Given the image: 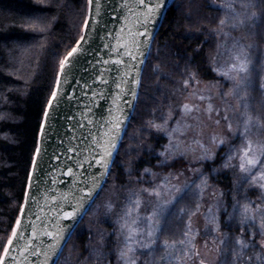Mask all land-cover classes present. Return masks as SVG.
Listing matches in <instances>:
<instances>
[{
    "label": "snow or ice",
    "instance_id": "1",
    "mask_svg": "<svg viewBox=\"0 0 264 264\" xmlns=\"http://www.w3.org/2000/svg\"><path fill=\"white\" fill-rule=\"evenodd\" d=\"M138 5L143 9V24L145 25L144 32L139 33L141 36H145L148 32L147 24L153 20L154 17L158 15L160 10L167 6V0H137ZM235 0H226L223 5L224 8L230 10L229 19L232 21L231 28H236L242 26L246 21H251L252 24L256 23L257 13L253 12L247 17H241L239 13L235 12L234 8ZM89 5V15L90 17L100 14V3L99 0H88ZM93 5L95 8L93 9ZM136 5H130L129 0H119L113 11L127 9L129 12H133V8ZM248 7H255V4L248 0L246 3H241V8L246 10ZM137 15L139 19L140 13H133ZM96 23H99L96 21ZM93 21L91 19H86L84 21V27L86 30H91ZM221 26V32L227 36L228 33L224 32V28L228 26V19H221L219 21ZM81 41L87 43V37L81 36L80 41H77V47H73L71 51L68 52L67 56L60 61V71L67 77L71 75L72 69L76 66L79 58L81 56L90 55V53L83 47ZM132 44L136 51H127V56L131 61H136L134 64H129L125 60L120 59L115 61L116 64L125 65L127 70L121 74V78L118 82H115L117 89H120L122 97H130V99L124 100L123 103L126 107L132 111L135 110V101L138 99V88L140 84V75L142 65L147 58L148 50L150 49V39L146 38L143 42H138L133 38ZM104 47H109L105 44ZM127 49V45L124 46ZM235 47V45L233 46ZM138 53V55H137ZM71 58V59H70ZM234 62L229 65L227 70L218 69V74L222 75L224 78L233 81V89L238 93V90L242 83L247 79L245 76L242 79H238L240 73L248 72V62L246 60H240L239 54L233 55ZM93 69L95 64L92 61H86ZM104 64H108L109 61H103ZM117 72L120 69L117 68ZM235 72L237 75H232ZM104 72H100L97 78H102ZM195 80V76L192 77ZM103 84H107V79H101ZM61 83L60 77H57V87L59 88ZM185 85H188V80H185ZM199 83V81H196ZM259 87L264 90V82H262ZM232 94L223 93L222 95L227 96ZM93 95H98V93H93ZM102 97V94H99ZM53 99H57V92L53 91ZM199 100L204 101L205 96L199 95L197 97ZM71 99V97H69ZM211 99V97H207ZM115 102V101H114ZM49 107L53 106V101L49 100ZM247 107L246 105L244 106ZM182 113L185 116H189L193 111H200V108L196 104L185 103L182 105ZM208 112H212L213 108L211 103H209ZM234 112L239 111V105L233 110ZM117 112L119 114L112 115L111 110H109V115L111 119L104 120L102 126L107 128L104 132V137L102 142L98 141L93 137V143L95 149L99 151H93L91 154L92 159L88 161L85 158V162L88 166L96 167L97 172L91 175L90 182L87 179L76 180L74 183L77 185H83L78 187L77 193L72 195V199L75 200V205L71 206L70 211H64L62 217H57V227L54 231L45 230L42 235L47 236L51 243L48 244V251L42 252L41 249L37 248L36 245L32 243L31 240L27 242V246L23 249L24 252L31 251L32 255L42 254L45 257V264H48L49 260H52L54 256L62 250V244L67 243L68 239H71L72 231L75 228L77 219L82 216L83 211L91 201H93L94 196L102 189L106 178L111 172V166L114 163L115 156L119 154V145L123 140L124 133L126 132L129 112H125L123 107H118ZM217 114L219 112L217 111ZM242 116V128H238L233 132V126L231 123V118L225 111L222 119L227 124L228 132L233 134L234 138H238L242 141L238 148L233 146L229 147L228 152H226L221 157V168L226 170L238 169L240 174V183L236 186L237 192H239L243 185L246 183L249 188L259 189L261 191V196L259 199L264 202V141L254 142L249 138V133L253 126L261 127V118L253 117L246 111L241 112ZM46 121L50 120V114L47 110L44 112ZM162 123H156L155 121H148V125L156 129L158 132H164L168 138V144L163 146V150L157 153L160 160V166L167 165V162L174 158L177 153L184 155L187 151H195L190 148V145H186L181 149V145L184 143L183 137L187 135V131L192 127L190 124L181 123L180 120L176 121L175 126L169 127V121L172 120V112L170 111L166 116L160 117ZM255 120V125L253 121ZM92 121H89L91 123ZM217 124L220 123L219 120L216 121ZM83 127V125H80ZM41 135H45V125L40 126ZM211 142L219 147L224 145L227 141L226 138H217V136L210 137ZM192 143L198 144L201 148V154L195 156L194 160L200 161H214L216 159L217 153L214 150L206 148L200 140H193ZM72 149H69L71 151ZM152 152V149H149ZM35 156L32 158V168L33 172L38 170L39 164L37 157L42 155V149L39 144L35 149ZM83 163L79 167H83ZM194 174L197 175L199 183L195 184V191L193 195L197 197V201H203L205 199V193L211 188L208 182V177L204 175L201 169L195 168L190 169ZM213 173L217 169L212 170ZM33 172L28 175L29 187L36 186V181L41 179L35 176ZM72 174V168H68L67 173ZM130 174V173H129ZM78 175L83 176V173ZM183 175V172H178L175 175L169 173L165 176H160L159 173L153 172L150 168L143 169L137 182L141 184H151V187H141L138 190H129V195L125 198L126 202L122 207V214L119 217V229L116 233L117 241L116 247L109 248L103 236L100 237L99 247L92 249V254L98 264H112L108 260V257L115 255V264H140V258L144 255L145 251L149 256L154 255L155 251L159 247H163L166 250V256L161 257V260H166L168 264H171L173 260H179L181 257L174 255V253H182L184 257H199L200 252L196 248V238L200 235V230L193 227L192 217L196 216L202 208V204L197 202L195 208L188 214L189 219L184 224V230L182 236L179 239H174L172 241L164 240L161 244L159 240V233L162 231L159 217L164 216L167 207L172 205L175 200L182 199L183 196L191 189V184L185 183L183 187H177L172 184V179L179 180V177ZM149 177L150 179H145ZM170 186V187H169ZM174 189L179 196H173L172 199H163L164 195ZM147 197L155 198L157 201L163 199V203L156 204L152 211L147 215H142L141 209L146 206V201L144 195ZM224 193L222 192H211V197L213 203L209 204L204 215L205 219V231L209 230L213 233L220 232L221 229V208H223L224 214H226L227 220L226 225L231 228L233 227L232 221H236L235 227L239 229L237 235L229 237L227 234L222 236L219 240V244L223 246V249L217 247V252L223 251L224 260L221 264H252L253 259H255L256 264H264V252L253 251L252 255H247L249 249H264V240L257 241L256 237L264 236V203H256L254 201L248 200L245 196L244 199L247 203L241 204L236 197H233V203L231 205V211H228L227 206L223 204L222 197ZM29 192H25V201L30 199ZM65 200L68 199L67 196L64 197ZM70 203V202H69ZM112 204L108 205L111 210ZM215 209V210H214ZM23 206L21 207V213H24ZM181 213L185 210L181 209ZM68 220L71 223L67 226H59L60 219ZM21 226V220H16V227L12 229L11 237L7 241V246L3 249V255H0V264H4V258L9 255L11 248L10 246L14 243V238H23V232H18L17 229ZM205 246H207V241H205ZM55 264V261H53ZM199 264H205L204 260H200Z\"/></svg>",
    "mask_w": 264,
    "mask_h": 264
},
{
    "label": "trees",
    "instance_id": "2",
    "mask_svg": "<svg viewBox=\"0 0 264 264\" xmlns=\"http://www.w3.org/2000/svg\"><path fill=\"white\" fill-rule=\"evenodd\" d=\"M211 1L214 6L210 7L205 0H201L206 4L205 8L209 9L207 12L220 10L217 7L219 4L215 5L219 0ZM176 3L177 0H174L166 10L151 42L135 107L142 93L145 94L142 88L145 81L143 76L150 60L153 62L159 57L170 61L178 59L189 64L201 82H207L203 85H207L224 80L217 70L229 67L234 62L233 55L238 53L235 40L223 37L218 39V54L209 61L206 52L207 41L204 40L202 31L188 27L183 12L185 10ZM87 5V0H0V255L23 203L43 112L53 93L60 61L80 38L87 15ZM243 43L239 41L241 47L245 48ZM199 95L205 96L203 91L196 96ZM186 103L199 104L196 100ZM195 114L197 118L204 119L201 113L195 111ZM132 117L133 114L129 118L127 128L132 122ZM125 136L126 132L123 139ZM164 140L163 134L153 132L147 140L148 151H143L133 162L134 174L139 177L145 168L160 174L175 171L185 173L186 170L193 173L187 180L191 189L182 199L175 200L174 205L164 213L166 216H163L161 224L163 230L166 231L170 223L176 228V221L171 219V215L179 211L175 206L178 201H194L192 198H196L193 195L195 184L192 182L197 183L199 179L190 169H201L208 177L213 191L224 193L223 204H230L233 196V171L219 168L223 148L214 146L211 149L217 153L214 161L197 162L193 157L178 154L169 160L167 165L160 166L162 158L157 156L156 150L160 144H166ZM149 149L153 151L150 152ZM117 158L118 155L115 156L111 171L115 170L117 182L121 184L127 179L122 167L116 164ZM214 168L217 169L215 173L212 171ZM241 195L251 201L264 203L259 199L258 189L245 188ZM175 196L179 194L175 193ZM234 229L236 233L238 230ZM221 231L223 233L225 229ZM89 235V231H84L78 237L83 251L89 244Z\"/></svg>",
    "mask_w": 264,
    "mask_h": 264
},
{
    "label": "rangeland",
    "instance_id": "3",
    "mask_svg": "<svg viewBox=\"0 0 264 264\" xmlns=\"http://www.w3.org/2000/svg\"><path fill=\"white\" fill-rule=\"evenodd\" d=\"M205 2H207L206 4H209L210 7L214 6L211 0H205ZM246 2H248V0H235V12L239 13L242 18L251 15L253 12L257 13L256 23L252 24L251 21H246L244 25L233 29L230 26L232 23L229 19L230 10L223 7L226 0H219L218 3H215L216 6L219 4L217 7H219L220 10L211 13H208L209 9L205 8L206 4L202 3L201 0H177L176 4L181 5L183 7L182 9L185 10L183 12L187 19L188 27L191 30L200 29V31H202L203 38L207 41L208 48L206 52L209 61L218 54V39L220 40L223 37H227L235 40V44H237L236 51L239 53L240 60H246L248 62V72L240 73L238 79H242L245 76L247 79L241 84L237 93L233 89V81L226 78L222 81H216L214 84L203 85L205 82H201L194 69L190 68L189 64L183 63L178 59L170 61L159 57L155 58L153 62L150 60L149 66L143 76L145 81L142 88L145 94L143 95L142 93L139 99L140 101L135 107L131 119L132 122L127 128L126 136L119 146V154L116 161V164L122 167L123 174L127 180L120 184L117 182L115 170L110 172L102 189L89 205V210L83 215L79 220V224L73 230L71 239L67 241V244L61 250L56 264H98L92 254V249L99 247L101 236L104 237L109 248L116 247V233L119 229V217L122 214V207L126 202L125 198L129 195V190H138L141 187L152 186L151 184H141L137 182L139 176L134 174L133 162L142 155L143 151H148L146 148L147 140L152 136L153 132H157L159 135L163 134L165 138L164 141H166L165 145L168 144L166 134L151 128L148 125V121L162 123L160 117L162 115L166 116L171 111L172 120L169 121V127L175 126L177 120H180L181 123L190 124L192 127L187 131V135L183 137L184 143L181 145V149L186 145H190V148L195 151L189 150L184 155L193 158L201 154L200 146L192 143L193 140H200L206 148L212 149L214 146L216 147V145L211 142L210 137L217 136L218 139L226 138L227 142L220 146L224 149L223 155L228 152L230 146L235 148L240 146L242 141L238 138H234L233 134L228 132L227 124L222 119L226 110L231 118L233 132L238 128H242V116L240 113L245 111L254 118L260 117L261 125H264V90L259 87V85L264 82V24H262L264 23V0H251V2L255 4V7H248L244 10L241 8V3ZM221 19H228V26L224 28V32L228 33L227 36L221 32V26L219 24ZM239 41H242V43L244 42L245 48L241 47ZM227 68L222 70H227ZM193 75L195 76V80L192 79ZM232 75H237V73L233 72ZM185 80L189 82L187 86L184 83ZM197 80L199 83H196ZM230 90H232V94L227 96L222 95L223 93H230ZM202 91L206 97V100L203 102L196 98V95L202 93ZM209 96L211 97L210 100L207 99ZM195 100L199 103L200 111L198 113L204 115V119L197 118L195 111L189 116H185L181 111L183 104L186 102L192 103ZM209 103L212 105V112L207 111ZM237 105H239V111L234 112L233 110ZM245 105L247 106L246 108L244 107ZM217 111L219 114H217ZM217 120L220 121L219 124L216 123ZM253 124L255 125V120ZM249 138L254 142L264 141V126H253L249 133ZM163 146L164 144L162 146L160 144L156 151L159 153L163 150ZM178 154L180 153H177L175 156ZM219 168H221V162ZM231 171H233L234 184L231 190L233 195L232 200L230 204L227 205L228 211H231L233 197H236L241 204L248 202L244 199V196L241 195V191L249 186L245 183L243 188L237 192L236 186L240 183V174L238 169ZM176 173L178 172L175 171L172 174L175 175ZM159 175L165 176L168 175V173H159ZM191 175H193V173L186 170L185 173L183 172V175L179 177V180L172 179L171 183L182 188L183 185L187 183V180L190 179ZM145 179L147 180L150 178L145 177ZM197 183H199V180ZM258 191L261 196V191L259 189ZM211 192H213L212 187L206 191L203 201H197V197L192 198L194 201H178L175 206L178 207L179 211L171 215V219L176 221V228L171 226L172 224L169 222L171 224L168 223L169 227L167 228L169 229L166 228L165 231L162 228V231H160L159 240L161 244L164 240L172 241L181 238L184 224L188 221V214L195 208L197 202L202 204L200 212L192 217L193 227L200 230V235L196 238V248L199 250L200 256L189 258L184 257L182 253L176 252L174 255H178L181 258L179 260H173L171 264H199L201 259L204 260L205 264H221L224 260L223 251L217 252V247L223 249V246L219 244V240L225 234L229 237L237 235L239 229L235 227L236 221L231 222L233 224L231 228L226 225L225 221L227 217L223 212V208H221L220 232H211L210 226L209 230L205 231L206 222L203 214H206L209 204L213 203ZM175 193V190L171 189L164 195L163 199H172ZM144 199L147 203L146 206L141 209L142 215H147L151 212L156 204L163 203V199L157 201L155 198L147 197L146 194L144 195ZM248 200L251 199L248 198ZM258 200L257 198V201ZM109 204L113 205L111 210L108 208ZM172 205H174V202ZM170 206L167 207V210ZM181 209H184L185 212L181 213ZM164 216L166 215L164 214ZM163 218V216L159 217L160 224H162ZM168 221H170V217ZM234 228L238 230L236 233ZM222 229H225L223 233L221 231ZM84 231H89L90 235L88 240L89 244L83 251L78 242V237ZM256 239L257 241L264 240V236L258 235ZM205 241H207V246H205ZM253 251L264 252V249H249L247 255H252ZM163 256H166V250L163 249V247L157 248L152 256H149L147 251H145L144 255L140 258V264H168L166 260L160 259ZM108 260L111 261L112 264H115V255L108 257ZM252 264H256L255 259H253Z\"/></svg>",
    "mask_w": 264,
    "mask_h": 264
},
{
    "label": "water",
    "instance_id": "4",
    "mask_svg": "<svg viewBox=\"0 0 264 264\" xmlns=\"http://www.w3.org/2000/svg\"><path fill=\"white\" fill-rule=\"evenodd\" d=\"M118 2L119 0H99L100 14L98 16L93 14L91 17L89 5H87L85 20L91 19L93 24L91 30H86L83 23L80 38L81 36L87 37V43L81 41V44L90 55L81 56L72 69L71 75L67 77L61 73L60 67L58 69L57 77H60L61 83L58 88L56 77L53 89L57 92V99H53L51 95L49 100L53 101V106L50 108L47 104L45 108L50 114L49 121H46L44 115L41 121V124L45 125V135H41L40 130L38 132L37 144L42 149V155L37 157L39 168L33 172L32 164L30 167V172L41 179L37 180L36 186L31 188L29 180L27 181L25 192H29L31 198L26 202L24 193L21 207L23 206L25 211L21 213L20 208L17 217L21 220V226L17 231L23 232V238H14V243L10 246L11 251L4 258V264H45L42 252L48 251V244L51 241L41 233L45 230L54 231L57 227V217H62L64 211H70L71 206L75 205L72 195L76 194L78 187L83 185H77L74 181L87 179L90 182L91 175L97 172L96 167L90 168L85 162V158L91 161L90 153L94 150L99 151V149H95L93 137L102 142L104 132L107 131V128L102 126L103 121L111 119L109 110L112 115H117L119 114L117 108L123 107L125 112L130 113L128 122L134 112L123 103L130 97L118 95L121 90L116 88L115 82L120 80L121 74L127 68L125 65L116 64L115 61L123 59L129 64L136 63V61H131L126 54L127 51H136L132 44L133 38L138 42H143L148 38L151 47L161 20L174 0H167V6L163 7L158 15L147 24L148 32L145 36L139 35L144 32L145 25L143 24V9L138 5L137 0H129L130 5H136L133 12H129L127 9L113 11ZM94 8L95 5H93ZM133 13H140L139 19ZM80 38L77 41H80ZM77 41L72 48L77 47ZM105 44L109 47H104ZM125 45H127V49L124 47ZM147 58L139 66L141 74ZM86 61H92L95 68L93 69ZM103 61H109V63L104 64ZM117 68L120 69V72H117ZM102 71L104 76L97 78ZM101 79H107L108 83L106 85L101 83ZM94 92L98 95L94 96ZM99 94H102L103 98ZM89 121L92 122L89 123ZM69 149L72 150L69 151ZM35 154L34 152L33 156ZM81 163L84 165L82 168L79 167ZM68 168H72V174H65ZM79 173H83V176L78 175ZM65 196L68 197L67 200L64 199ZM91 203L92 201L86 205L82 216L77 219L75 228L79 224V220L89 210ZM70 223V221L61 218L59 226H67ZM14 224L16 227V221ZM29 240L42 250L41 254L32 255L31 251H23ZM66 244H62V249ZM5 246H7V242ZM60 252L52 260H49L48 264H53V261L56 264Z\"/></svg>",
    "mask_w": 264,
    "mask_h": 264
}]
</instances>
